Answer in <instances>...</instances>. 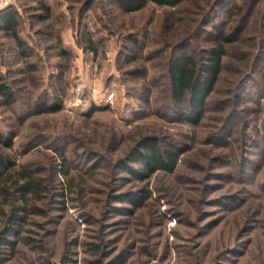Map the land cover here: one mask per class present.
Instances as JSON below:
<instances>
[{"label": "rangeland", "instance_id": "rangeland-1", "mask_svg": "<svg viewBox=\"0 0 264 264\" xmlns=\"http://www.w3.org/2000/svg\"><path fill=\"white\" fill-rule=\"evenodd\" d=\"M11 1L24 46L0 29V264H264V0ZM218 44L194 119L169 63L202 69ZM147 139L181 149L172 172L147 173Z\"/></svg>", "mask_w": 264, "mask_h": 264}, {"label": "trees", "instance_id": "trees-1", "mask_svg": "<svg viewBox=\"0 0 264 264\" xmlns=\"http://www.w3.org/2000/svg\"><path fill=\"white\" fill-rule=\"evenodd\" d=\"M116 1L125 11H134L141 9L147 2L175 6L183 0ZM17 23L16 11L8 10L0 15V29L7 34H11L17 45L23 47L24 42L17 33ZM223 53L224 51L220 44L212 48L202 69L198 67L194 57L183 51L173 56L170 60L168 73L172 99L179 104L187 101L189 113L194 116V119L198 118L202 113L203 103L217 80ZM0 94L10 100L9 92L3 84H0ZM140 146L144 148V151L138 154V157L141 163H144L147 173L157 170L164 172H172L174 170L180 148L174 145H167L166 148L162 149L159 143L153 139L145 140ZM3 239L4 237H2Z\"/></svg>", "mask_w": 264, "mask_h": 264}, {"label": "built area", "instance_id": "built-area-1", "mask_svg": "<svg viewBox=\"0 0 264 264\" xmlns=\"http://www.w3.org/2000/svg\"><path fill=\"white\" fill-rule=\"evenodd\" d=\"M0 2L3 4V5H8V4H11V0H0ZM79 89V88H78ZM77 95H76V97L74 98V99H76V100H74V102H73V104L72 105H78L77 103H79V104H82V101H81V99H80V96H79V90H77ZM113 97V94L112 93H109L108 95H107V99L108 100H110L111 98Z\"/></svg>", "mask_w": 264, "mask_h": 264}]
</instances>
